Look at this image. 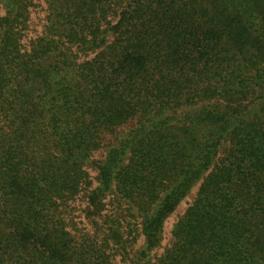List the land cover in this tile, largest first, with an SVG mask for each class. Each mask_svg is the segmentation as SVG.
<instances>
[{
    "label": "trees",
    "instance_id": "obj_1",
    "mask_svg": "<svg viewBox=\"0 0 264 264\" xmlns=\"http://www.w3.org/2000/svg\"><path fill=\"white\" fill-rule=\"evenodd\" d=\"M0 264H264V0H0Z\"/></svg>",
    "mask_w": 264,
    "mask_h": 264
},
{
    "label": "rangeland",
    "instance_id": "obj_2",
    "mask_svg": "<svg viewBox=\"0 0 264 264\" xmlns=\"http://www.w3.org/2000/svg\"><path fill=\"white\" fill-rule=\"evenodd\" d=\"M101 153H97L96 156H100ZM197 187L193 188L191 192L188 194V196L184 199L183 202L180 203V205L176 208V210L169 216L165 223L164 227V240L163 244H166L170 237V230L173 226V224L177 221V219L184 213L186 208L191 204L195 197ZM161 252V251H159ZM158 252V253H159Z\"/></svg>",
    "mask_w": 264,
    "mask_h": 264
}]
</instances>
